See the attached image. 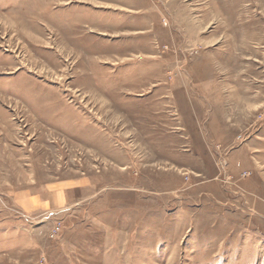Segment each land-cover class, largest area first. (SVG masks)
Returning a JSON list of instances; mask_svg holds the SVG:
<instances>
[{
	"label": "rangeland",
	"instance_id": "1",
	"mask_svg": "<svg viewBox=\"0 0 264 264\" xmlns=\"http://www.w3.org/2000/svg\"><path fill=\"white\" fill-rule=\"evenodd\" d=\"M0 120V264H264V0H0Z\"/></svg>",
	"mask_w": 264,
	"mask_h": 264
},
{
	"label": "crops",
	"instance_id": "2",
	"mask_svg": "<svg viewBox=\"0 0 264 264\" xmlns=\"http://www.w3.org/2000/svg\"><path fill=\"white\" fill-rule=\"evenodd\" d=\"M23 197V196H22ZM57 201H58V195L56 196V199H55V203H57ZM35 202H34V200L32 199V200H24V202H21V208L22 209H26L25 211H28V210H30V208L31 207H33L34 209L35 208H37L35 205ZM48 204H46L45 205V207L47 206ZM45 217H48V216H45ZM44 216H42L41 217V220H43V218H44V220L43 221H45L46 220V218H45Z\"/></svg>",
	"mask_w": 264,
	"mask_h": 264
},
{
	"label": "bare ground",
	"instance_id": "3",
	"mask_svg": "<svg viewBox=\"0 0 264 264\" xmlns=\"http://www.w3.org/2000/svg\"><path fill=\"white\" fill-rule=\"evenodd\" d=\"M39 1V0H38ZM42 1V0H41ZM40 4V3H39ZM38 4V5H39ZM40 6V5H39ZM49 6H50V4H49ZM41 7V6H40ZM41 11H42V9H40ZM43 10H44V8H43ZM29 18V17H28ZM29 23V22H28ZM41 23V22H40ZM53 24V23H52ZM72 32V31H71ZM59 37V36H58ZM61 43V42H60ZM19 52V51H18ZM78 55V54H77ZM62 72V71H61ZM26 74V73H25ZM87 75V74H86ZM100 89V88H99ZM110 94V93H109ZM90 95V94H89ZM36 97V96H35ZM2 118V117H1ZM1 121V120H0ZM86 124V123H85ZM68 128V127H67ZM50 133V132H49ZM48 133V134H49ZM50 135V134H49ZM16 152V151H15ZM164 154V153H163ZM162 155V154H161ZM34 169V168H33Z\"/></svg>",
	"mask_w": 264,
	"mask_h": 264
},
{
	"label": "built area",
	"instance_id": "4",
	"mask_svg": "<svg viewBox=\"0 0 264 264\" xmlns=\"http://www.w3.org/2000/svg\"><path fill=\"white\" fill-rule=\"evenodd\" d=\"M58 229L57 228H55V233H56V231H57Z\"/></svg>",
	"mask_w": 264,
	"mask_h": 264
}]
</instances>
